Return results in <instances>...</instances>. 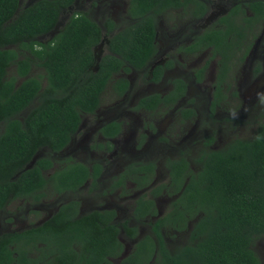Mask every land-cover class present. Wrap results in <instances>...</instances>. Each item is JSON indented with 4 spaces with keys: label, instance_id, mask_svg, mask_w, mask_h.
I'll return each mask as SVG.
<instances>
[{
    "label": "trees",
    "instance_id": "16d2710c",
    "mask_svg": "<svg viewBox=\"0 0 264 264\" xmlns=\"http://www.w3.org/2000/svg\"><path fill=\"white\" fill-rule=\"evenodd\" d=\"M21 1L0 0V209L19 198L39 201L51 181L57 183V192L76 190L99 174L98 165L91 172L86 164L70 159L49 177L44 174L53 166L49 157L26 166L43 147L55 152L65 148L80 127L82 113H93L100 106L114 74L122 68L130 70V65L144 68L152 59L157 51L158 16L170 8L188 7L190 2L131 0L135 22L110 37L108 52L97 64L94 47L102 40V28L85 13H74L48 42L38 39L56 27L63 10L74 0H37L19 11ZM198 7L195 14L201 16L206 6L199 3ZM263 19L264 0L240 1L223 17V27H212L182 48L186 52L210 48L212 56L219 55L214 106L223 98L232 63ZM104 25L107 32L116 26L110 18ZM250 48L251 44L245 47L243 56ZM35 64L45 69L44 86L41 76L30 74ZM12 65L16 75L8 78ZM19 77L24 79L16 84ZM115 82L121 94L128 88L127 79ZM181 83L176 81L175 97L154 94L140 106L156 110L173 102L186 92ZM182 114L195 112L184 109ZM120 130L121 123L113 121L105 125L103 133L114 136ZM213 141L211 135L209 142ZM198 161L200 168L193 170L185 156L169 160V183L151 194L164 188L178 196L152 223V235L140 238L120 264H262L254 246L264 236V121L253 138H235L224 148L207 149ZM126 172H143L144 181L138 182L139 175L135 180L147 186L153 180L155 164L134 163ZM78 215L79 202L71 200L39 226L0 233V264H115L109 257H118L122 244L118 227L109 220L113 212ZM134 215H158L155 199L148 195L138 199ZM191 221L190 242L171 250L164 229L185 230ZM126 229L132 235L137 233L135 228Z\"/></svg>",
    "mask_w": 264,
    "mask_h": 264
},
{
    "label": "rangeland",
    "instance_id": "374dc122",
    "mask_svg": "<svg viewBox=\"0 0 264 264\" xmlns=\"http://www.w3.org/2000/svg\"><path fill=\"white\" fill-rule=\"evenodd\" d=\"M35 1L37 0H22L19 11ZM201 1L207 6V13L203 16L192 14L198 9L197 4L187 7L189 12L183 8L162 12L157 18L156 55L144 69L122 75L131 81L127 92L117 93L114 81L120 75H115L101 96L99 109L94 113H82L81 125L73 134L68 146L59 152L43 147L26 166H33L38 158L49 157L53 166L45 171L48 176L65 166L69 159L81 161L88 168L94 163H100L105 165L101 176L96 180L87 181L76 191L63 193H57V183L51 181L45 189L44 197L39 201L32 197L11 201L5 208L0 209V233L38 225L55 213L61 204L79 199L80 214L111 207L117 210L120 224L127 221L130 226L137 227L138 235L134 238L124 229L121 230L124 253L115 259L119 262L134 250L138 238L152 235V223L170 209L174 195L169 191L162 188L157 195L151 194L156 187L169 183V160L185 156L191 169L198 170L201 166L198 160L203 151L224 148L235 138L251 139L256 135L264 121V19L257 27L254 25V34L245 43V47L251 44L248 54L243 56L244 47L232 63L223 85L222 100L211 107L210 101L214 99V91L217 89L214 84L219 73V57L212 56V49L187 54L181 47L196 35L216 25L218 18L226 13L230 6L238 1L250 0ZM129 3L130 0H76L75 4L62 12L56 27L38 39L48 42L54 38L76 12H84L102 25L105 19L110 17L119 29L123 28L134 22L128 12ZM109 37L106 32L104 44L96 47L97 55L105 52ZM12 48L18 49L16 45ZM168 59L174 60V66L167 71L166 79L159 83L153 82L149 72L151 65ZM209 60V65L202 74L203 78L198 80L200 84H197L194 81L195 71ZM15 68V65L9 68L8 78L16 75ZM30 74L41 76L42 85H45V69L42 66L35 64ZM173 76L187 77L186 82L190 89L179 105L193 107L196 110L195 116L183 119L176 110L175 113L172 112V106H164L154 111L136 106L144 95L166 93L171 88L170 80ZM23 79L19 77L16 84H20ZM29 110L30 108L25 110L22 115L25 116ZM111 120L123 122L121 133L113 141L107 140L99 131L100 125ZM143 133L147 134L146 140L144 144H140ZM211 135H214V141L210 143ZM134 161H152L156 164L152 182L142 188L135 177L134 182L131 179L126 182L124 190H110L115 176L123 172L131 162L135 163ZM137 179L138 182L144 181L142 176ZM144 195L156 197L158 215H147L138 219L134 216V207L138 197L142 198ZM192 222L185 230L164 229L165 239L171 250L190 242ZM254 249L264 264V236L256 241ZM43 250L47 249L44 247Z\"/></svg>",
    "mask_w": 264,
    "mask_h": 264
},
{
    "label": "flooded vegetation",
    "instance_id": "af4514ba",
    "mask_svg": "<svg viewBox=\"0 0 264 264\" xmlns=\"http://www.w3.org/2000/svg\"><path fill=\"white\" fill-rule=\"evenodd\" d=\"M75 1L76 0H74V2L71 4V5H69L66 9H68L69 7H71L73 4H75ZM250 1H252V0H250ZM240 1H238L237 3H235L233 6H230L229 8H228V11L226 12V13H224L223 15H221L219 18H218V23L216 24V25H214V26H212V27H215V28H218V27H222L223 26V23H222V19H223V17H226V16H228V14L231 12V10L239 3ZM248 2V1H247ZM199 3H202V4H204L205 6H206V4L203 2V1H201V0H190V2L188 3V7H191V5H193V4H199ZM130 7H131V0H130V3H129V10H128V12H129V15L134 19V22H135V17L132 15V13L130 12ZM184 9L185 11H187V12H189L188 11V9H187V7H177V8H170V9H167L166 11H164V13H166V12H168V11H170V10H178V9ZM199 8V7H198ZM65 9V10H66ZM64 11V10H63ZM80 13V12H79ZM82 13H84V12H82ZM196 13V11H194V12H192V14H194V15H196L195 14ZM207 13V6H206V10H205V12H203L202 13V15L201 16H203V15H205ZM251 13V11H250V9H248V14H250ZM86 14V13H85ZM88 15V14H87ZM89 16V15H88ZM196 16H198V15H196ZM213 16V15H212ZM61 17V16H60ZM213 17H216L215 15L213 16ZM108 18H110V17H107L106 19H105V21L108 19ZM110 19H112V18H110ZM113 20V19H112ZM114 21V20H113ZM114 23H115V25L116 26H114L112 29H110V32H107L108 31V29H107V27H105V25H102V24H99L100 26H101V28H102V40H101V42L98 44V45H96L95 47H94V54H95V57H96V61H97V64L99 63V61L101 60V58L108 52V44H109V40H110V37H112L116 32H118L119 30H121L122 28H118V26H117V24H116V22L114 21ZM133 23V22H132ZM130 25V24H129ZM211 27V28H212ZM220 27V28H221ZM211 28H209V29H207L208 31L211 29ZM207 30H204L202 33H200V34H203L204 32H206ZM106 32L110 35V37H109V39H108V41L106 42L107 44H106V50H105V52H103L102 54H100V55H97V53H96V47H98V46H100V45H102V44H104V36L106 35ZM200 34H198V35H200ZM198 35H196V36H198ZM157 37H158V31H157V26H156V45H157ZM194 37V36H193ZM193 40H194V38H192L191 39V41L188 43V44H186V45H189V44H191L192 42H193ZM186 45H184V46H186ZM184 46L183 47H181V50L182 51H184L182 48H184ZM208 49H210V48H208ZM206 50V49H205ZM204 51V50H203ZM157 52V51H156ZM185 53H187V54H194V53H199V52H186V51H184ZM202 52V51H201ZM212 54V53H211ZM156 55V53L154 54V56ZM153 56V57H154ZM153 57H152V59H153ZM217 57H219V55H217ZM151 59V60H152ZM150 62V61H149ZM149 62H148V64H149ZM207 62H208V64H207ZM209 62H210V60L209 61H206L205 62V64L200 68V69H198V70H196L195 71V78H194V81L197 83V84H200V83H198V80H202V78H203V73H204V71L207 69V67H208V65H209ZM148 64H147V66H148ZM205 65H207L206 67H204ZM95 66H97V65H95ZM147 66H145V67H147ZM174 66V60L172 61L171 59H168L167 61L166 60H162V61H160V62H155V63H153L152 65H151V67H150V77L152 78L151 80L153 81V82H155V83H159V82H161V81H164L165 79H166V74H167V71L168 70H170L172 67ZM144 67V68H145ZM95 68V67H94ZM144 68H134L133 66H129V69L130 70H125L124 68H122V70L120 71V72H118V73H115L114 74V76L115 75H120L118 78H116L115 79V81L117 80V79H120V78H122V79H127L128 80V82H129V85H128V88L130 87V84H131V81L126 77V76H122L123 74H128V72L129 71H133V70H142V69H144ZM218 69L219 68H217V72H218ZM219 74V73H218ZM198 75V76H197ZM113 76V78H115ZM218 76V75H217ZM174 78L173 79H171L170 80V82H171V88L166 92V93H159V92H157V93H150V94H147V95H144V96H142L139 100H138V103H137V105L136 106H140V102L143 100V99H145V98H148V97H150V96H153L154 94H159L162 98H166L167 96H171V98L172 97H175L176 96V94H177V89H176V81L177 80H180L182 83L181 84H183L184 83V85H185V89H186V92H185V94L184 95H182V94H180V96L178 97V98H176V99H174L173 100V102H170L169 104H162V105H160V106H158L157 107V109L156 110H158V109H160L161 107H164V106H172V112L174 111V113H175V110H176V112H178V113H180L181 114V116H182V118L183 119H189V118H192L193 116H195L196 115V110L193 108V107H188V106H185V105H179L180 103V101L182 100V98L183 97H185L186 96V94H187V91L190 89L189 87H190V85H188L187 84V82H186V80H187V77H181V76H173ZM156 78V79H155ZM114 81V87H115V90L117 91V88H116V82ZM200 82V81H199ZM215 85V84H214ZM213 85V86H214ZM216 86V85H215ZM128 88L127 89H125L123 92H122V94H124L125 92H127V90H128ZM215 89V88H214ZM215 91H216V89H215ZM215 91H214V99L213 100H211L210 102H211V107L212 106H214L213 105V103H214V100H215ZM117 93H119L118 91H117ZM119 94H121V93H119ZM179 106V107H178ZM100 107V106H99ZM99 107L96 109V111L99 109ZM142 109H144V110H148V109H145V108H143V107H141ZM184 109H194V112H195V114H193L192 116L190 115V116H185L184 117V115L182 114V112H183V110ZM95 111V112H96ZM149 111H154V110H149ZM94 113V112H93ZM113 121H116V122H120L121 123V130H122V127H123V122L122 121H118V120H111V121H108V122H105L104 124H102V125H100V127H99V131H100V133H101V135L103 136V137H105L107 140H109V141H113V140H115L116 139V137L121 133V130H120V132H118L116 135H114V136H107V135H105L104 133H103V129H104V127H105V125H107V124H110L111 122H113ZM81 125V124H80ZM78 131V130H77ZM146 136H147V134L146 133H143L142 134V136H141V140H140V144H144V142H145V140H146ZM72 139V138H71ZM106 140V141H107ZM109 141H107V142H109ZM71 142V141H70ZM69 142V143H70ZM139 144V145H140ZM68 146V145H67ZM66 146V147H67ZM65 147V148H66ZM65 148H63V149H65ZM62 149V150H63ZM114 150V149H113ZM112 150V151H113ZM109 157H111V155H109ZM173 159H176V158H173ZM72 161H74V160H72ZM71 161V162H72ZM75 162H81V161H75ZM136 164H141V163H144L143 161H134ZM148 162H152V161H148ZM147 161L145 162V163H148ZM81 163H83V162H81ZM132 164H134L133 162H131L130 164H128L127 165V167L123 170V172H121L120 174H117V176H115V178L113 179V181H112V183H111V185H110V190H114V191H116V190H124V186L126 185V182L127 181H129L130 179L134 182V178L135 177H138V175L139 176H143L144 175V173L143 172H140V173H138V174H136V175H134V174H127V168H129V166L130 165H132ZM155 164V163H154ZM96 165H98L99 166V168H100V172H99V174L97 175V176H93V177H89L88 178V180L87 181H89V180H96V179H98L100 176H101V174H102V172L105 170V165L103 164H100V163H94L92 166H91V168H89V170L91 171V172H93L94 171V166H96ZM45 171H47V170H45ZM45 171H44V174H45ZM155 171H156V164H155ZM55 172V171H54ZM53 172V173H54ZM53 173H51V174H53ZM50 174V175H51ZM169 174H170V171H169ZM46 175V174H45ZM50 175H48V177L50 176ZM47 176V175H46ZM131 177V178H130ZM86 181V182H87ZM85 182V183H86ZM84 183V184H85ZM83 184V185H84ZM83 185H81V186H83ZM81 186L79 187V188H81ZM143 187H145L144 185H142V188ZM78 188V189H79ZM78 189H76V190H78ZM76 190H65V191H76ZM65 191H62V192H57V193H63V192H65ZM178 195H174V198L173 199H175L176 197H177ZM158 197V196H157ZM33 198V197H32ZM140 197H138V199H139ZM152 198H154L155 199V202L157 201V199H156V197H152ZM19 199H21V198H19ZM34 199V198H33ZM137 199V200H138ZM16 200V199H15ZM73 200H75V201H78L79 202V215H78V217H80V216H83V215H85V214H80V205H81V202H80V200L79 199H73ZM136 200V201H137ZM13 201V200H12ZM71 201V200H70ZM70 201H67V202H70ZM67 202H65V203H67ZM65 203H63V204H65ZM63 204H61L60 205V207L63 205ZM156 205H157V202H156ZM59 207V208H60ZM135 207H136V203H135ZM135 207H134V209H135ZM58 208V209H59ZM57 209V210H58ZM110 211L111 213L113 212V216H111V218L109 219L110 220V223H113L114 225H116L117 227H118V229H119V233H118V239L120 240V242H121V244H122V252H121V254L118 256V257H109L115 264H120L121 263V261L123 260V258L122 259H120V261L119 262H117V261H115V259H117V258H119V257H121L122 256V254L124 253V243H123V241H122V239L120 238V234H121V230L122 229H124V231L129 235V236H131V237H136L137 235H138V229H137V227H135V226H130L129 224H128V222L127 221H124L122 224H120L119 223V221H118V218H119V215H118V212H117V210L115 209V208H111V207H108V208H104V209H94V210H92V211H90V212H93V211ZM90 212H88V213H90ZM88 213H86V214H88ZM54 214V213H53ZM53 214L52 215H50L48 218H46L44 221H42V223L43 222H45L46 220H48V219H50L52 216H53ZM135 216V215H134ZM135 218H138V217H136L135 216ZM139 219V218H138ZM42 223H40V224H38V225H35V226H39V225H41ZM126 226L127 227H130L131 229H133V228H135L136 230H137V233H136V235H132L131 233H129V232H127V229H126ZM32 227H34V226H32ZM28 228H30V227H28ZM25 229H27V228H25ZM22 230H24V229H22ZM22 230H16V231H22ZM11 232H14V231H11ZM4 233V232H3ZM146 235H144V236H142V237H140V238H143V237H145ZM140 238H138V240L140 239ZM138 240L136 241V243L138 242ZM129 254V253H128ZM127 254V255H128ZM127 255H125V257L127 256Z\"/></svg>",
    "mask_w": 264,
    "mask_h": 264
}]
</instances>
